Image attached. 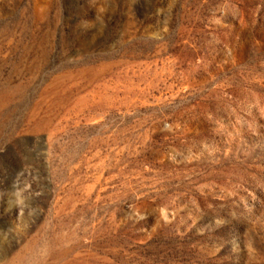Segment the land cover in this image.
<instances>
[{"label": "rangeland", "instance_id": "374dc122", "mask_svg": "<svg viewBox=\"0 0 264 264\" xmlns=\"http://www.w3.org/2000/svg\"><path fill=\"white\" fill-rule=\"evenodd\" d=\"M0 264H264V0H0Z\"/></svg>", "mask_w": 264, "mask_h": 264}]
</instances>
